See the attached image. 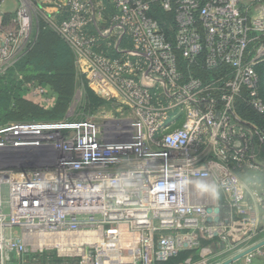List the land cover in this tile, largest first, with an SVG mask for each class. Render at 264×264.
Masks as SVG:
<instances>
[{
	"label": "built area",
	"instance_id": "2783aa9c",
	"mask_svg": "<svg viewBox=\"0 0 264 264\" xmlns=\"http://www.w3.org/2000/svg\"><path fill=\"white\" fill-rule=\"evenodd\" d=\"M37 17L107 104L82 120L0 126V149L53 153L35 168L0 164V264H156L215 238L222 248L189 264H222L264 240V128L235 106L244 96L264 112V0H0V76L34 44ZM180 59L212 79L182 73ZM26 96L52 105L44 87ZM105 109L115 118L94 123Z\"/></svg>",
	"mask_w": 264,
	"mask_h": 264
},
{
	"label": "trees",
	"instance_id": "16d2710c",
	"mask_svg": "<svg viewBox=\"0 0 264 264\" xmlns=\"http://www.w3.org/2000/svg\"><path fill=\"white\" fill-rule=\"evenodd\" d=\"M155 18L167 40L173 42L174 24L171 17L159 10ZM74 54L66 42L44 22H40L37 38L30 49L20 60L0 76V126L8 123L24 122H58L64 120L67 110L74 98L77 81L74 66ZM179 70L186 73L187 69L194 78L206 83L212 79V73L202 68L201 64L188 65L179 60ZM258 75V95L264 104V63L256 66ZM83 88L84 112L93 113L107 104L87 86L81 78ZM29 86H40L48 89L52 105L35 102L26 96ZM236 112L242 123L252 124L259 129L264 128V112L258 113L244 99H236ZM242 127L243 124H239ZM222 248L220 241L200 240L199 247L178 252L165 262L156 264H189L206 253ZM258 262L259 259L257 260ZM55 259L54 264H61Z\"/></svg>",
	"mask_w": 264,
	"mask_h": 264
},
{
	"label": "water",
	"instance_id": "95a60500",
	"mask_svg": "<svg viewBox=\"0 0 264 264\" xmlns=\"http://www.w3.org/2000/svg\"><path fill=\"white\" fill-rule=\"evenodd\" d=\"M52 154L53 153H51L49 149L44 147H14L12 145L4 146L0 149V164L5 165L6 167H12L13 169L35 168L49 163L52 159ZM211 211V209H207L208 213ZM213 212L219 213V209L215 208L213 209ZM214 221L218 222L219 218H216ZM208 222H210V220H208ZM263 247L264 240L258 242L243 252H240L222 264H233Z\"/></svg>",
	"mask_w": 264,
	"mask_h": 264
},
{
	"label": "rangeland",
	"instance_id": "374dc122",
	"mask_svg": "<svg viewBox=\"0 0 264 264\" xmlns=\"http://www.w3.org/2000/svg\"><path fill=\"white\" fill-rule=\"evenodd\" d=\"M10 5H13V3H9ZM33 24H34V31H35V28H36V33H38V29H39V24L40 22H44L46 25L48 24V21L47 19L45 18H42V17H37L36 19H33ZM94 22H96V20H94ZM98 25V24H97ZM99 26V25H98ZM113 45V43L111 44ZM77 78H80L81 80V76H78L76 75ZM85 79V78H84ZM78 79L77 81V87H76V92H75V95H74V98L67 110V113H66V116L69 117V120L71 119H75V120H82L84 118H87L90 116L91 113H88V112H84V105H83V88H82V85H81V81ZM88 83V81H87ZM26 92H27V89H26ZM111 111V112H110ZM115 112V109H105L102 113H97L95 115L92 116V121L94 123H98V124H101L105 118V116H111L110 118H115V114L112 113ZM113 116V117H112ZM200 140L201 141H205L206 138L205 136H201L200 137ZM222 141V139H221ZM218 143H221L220 141L217 142ZM195 146H194V151H198V152H206L207 155H205L204 158L206 159H209V158H212L213 157V154L217 153V147L215 144H206L203 148L201 147H196V142L194 143ZM261 158H264L261 156ZM247 234V231L246 232H243L242 233V237Z\"/></svg>",
	"mask_w": 264,
	"mask_h": 264
},
{
	"label": "crops",
	"instance_id": "0c3cea01",
	"mask_svg": "<svg viewBox=\"0 0 264 264\" xmlns=\"http://www.w3.org/2000/svg\"><path fill=\"white\" fill-rule=\"evenodd\" d=\"M262 249L264 250V247H263ZM259 261H260L261 263H264V258H259Z\"/></svg>",
	"mask_w": 264,
	"mask_h": 264
},
{
	"label": "clouds",
	"instance_id": "9594fccd",
	"mask_svg": "<svg viewBox=\"0 0 264 264\" xmlns=\"http://www.w3.org/2000/svg\"><path fill=\"white\" fill-rule=\"evenodd\" d=\"M203 190L207 191V188L205 186H202Z\"/></svg>",
	"mask_w": 264,
	"mask_h": 264
}]
</instances>
